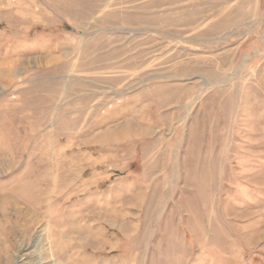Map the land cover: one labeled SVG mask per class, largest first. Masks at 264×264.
Segmentation results:
<instances>
[{
    "label": "rangeland",
    "instance_id": "374dc122",
    "mask_svg": "<svg viewBox=\"0 0 264 264\" xmlns=\"http://www.w3.org/2000/svg\"><path fill=\"white\" fill-rule=\"evenodd\" d=\"M196 1L0 0V264H264V0Z\"/></svg>",
    "mask_w": 264,
    "mask_h": 264
},
{
    "label": "bare ground",
    "instance_id": "6f19581e",
    "mask_svg": "<svg viewBox=\"0 0 264 264\" xmlns=\"http://www.w3.org/2000/svg\"><path fill=\"white\" fill-rule=\"evenodd\" d=\"M206 1H208V0H199V1H196L195 3H197V4H199V5H203V3H205ZM224 1V0H223ZM238 1H242V2H245L246 0H238ZM236 6H237V3L235 4ZM235 5H234V7H235ZM230 6V5H229ZM233 7V8H234Z\"/></svg>",
    "mask_w": 264,
    "mask_h": 264
}]
</instances>
